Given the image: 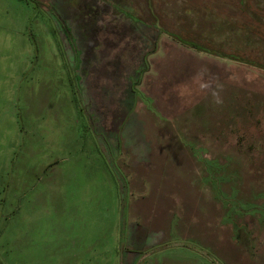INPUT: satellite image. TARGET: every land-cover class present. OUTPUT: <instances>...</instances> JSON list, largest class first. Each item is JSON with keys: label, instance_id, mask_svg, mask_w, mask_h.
<instances>
[{"label": "rangeland", "instance_id": "1", "mask_svg": "<svg viewBox=\"0 0 264 264\" xmlns=\"http://www.w3.org/2000/svg\"><path fill=\"white\" fill-rule=\"evenodd\" d=\"M0 264H264V0H0Z\"/></svg>", "mask_w": 264, "mask_h": 264}, {"label": "crops", "instance_id": "2", "mask_svg": "<svg viewBox=\"0 0 264 264\" xmlns=\"http://www.w3.org/2000/svg\"><path fill=\"white\" fill-rule=\"evenodd\" d=\"M45 108H46L45 104L42 105L40 103L37 106V111L39 113H37V112H30L29 111L28 112V116H32V114H34L35 117H43L44 116V110H45ZM2 115H10V114L9 113H2ZM13 115L16 116V114H13ZM6 129H7V131H6V138L11 143V147L13 148L12 150L14 151V153L17 152L18 146L25 145V149L23 150L25 152V155L27 153L28 156H31L32 155L34 157L35 150H38V146H39V144L36 143L37 142L36 137L33 140H31V138H30V140H28L27 146H26L25 136H23L22 138H20V136L22 134H24V131L21 128H17L16 126H14L13 128L6 127ZM33 130L37 131L36 129H33ZM45 150H46V146L44 147V150L43 151L45 152ZM29 163L32 164V165H35V162L34 161H29ZM37 195H38L37 194V191L35 190V192L33 193L32 196H33L34 199H37ZM44 196L46 198V195H44ZM40 199L42 200L44 198H40ZM42 205H46V202H44V204H41V207H37L38 206V203L37 202L30 207L29 215L31 217H30V224H29V226H31L32 228H35V226H33V223L35 222V219H37V216H41L42 214H44L42 211H46L42 207Z\"/></svg>", "mask_w": 264, "mask_h": 264}, {"label": "trees", "instance_id": "3", "mask_svg": "<svg viewBox=\"0 0 264 264\" xmlns=\"http://www.w3.org/2000/svg\"><path fill=\"white\" fill-rule=\"evenodd\" d=\"M176 39H178L179 41L183 42L184 44H187L191 47H195V48H199L198 45L195 44V42L191 41V40H185L184 38H181L179 36H174Z\"/></svg>", "mask_w": 264, "mask_h": 264}]
</instances>
